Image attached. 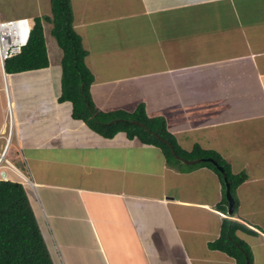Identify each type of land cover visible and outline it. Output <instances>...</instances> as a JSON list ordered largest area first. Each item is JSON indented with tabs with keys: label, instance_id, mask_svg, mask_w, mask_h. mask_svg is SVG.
Here are the masks:
<instances>
[{
	"label": "crops",
	"instance_id": "crops-1",
	"mask_svg": "<svg viewBox=\"0 0 264 264\" xmlns=\"http://www.w3.org/2000/svg\"><path fill=\"white\" fill-rule=\"evenodd\" d=\"M70 2L85 63L93 28L125 36L120 51L104 48L111 53L101 73L111 77L91 71L95 104L133 110L143 102L182 148L215 150L246 178L228 213L211 168L178 171L158 147L124 132L102 138L72 118L71 103L56 99L62 51L45 36L48 66L4 73L0 65V133L9 101L14 131L5 156L15 170L4 167L5 179L23 185L52 263L236 264L207 245L228 218L243 226L235 234L254 264H264V0ZM27 4L31 10L8 18L50 14L48 6L37 13L39 0ZM43 27L50 34V23Z\"/></svg>",
	"mask_w": 264,
	"mask_h": 264
},
{
	"label": "trees",
	"instance_id": "trees-1",
	"mask_svg": "<svg viewBox=\"0 0 264 264\" xmlns=\"http://www.w3.org/2000/svg\"><path fill=\"white\" fill-rule=\"evenodd\" d=\"M49 2L50 14L31 18L27 42L18 54L5 59V71L15 73L48 66L43 22H50V33L62 51L60 94L56 99L71 103V117L83 121L102 138L124 132L128 139L137 138L144 144L158 147L165 163L178 171L200 166L211 168L222 184L223 196L219 207L224 208L227 198L222 172L217 167L220 166L226 175L233 208L236 209L235 190L246 178V173H233L230 164L217 151L204 149L197 143L190 150L182 148L168 130L165 118L161 115L148 116L143 102H138L133 110H102L95 104L90 93L94 75L85 63L87 50L81 36L73 28L71 2ZM208 157L214 159L217 166L201 160ZM242 228L234 220L223 219L219 235L207 243L208 247L226 253L234 258L236 264H254L249 245L235 234L237 229ZM0 264H53L25 189L20 182L13 180H0Z\"/></svg>",
	"mask_w": 264,
	"mask_h": 264
},
{
	"label": "rangeland",
	"instance_id": "rangeland-1",
	"mask_svg": "<svg viewBox=\"0 0 264 264\" xmlns=\"http://www.w3.org/2000/svg\"><path fill=\"white\" fill-rule=\"evenodd\" d=\"M25 1L26 0H0V12L3 13V16H1V17L2 18H8V17H14V16H7V15H20V14H22V12L26 8L31 10L32 8H30L27 4L30 2V0H27L26 2ZM21 4L23 6H21ZM39 5L42 6L43 10H39V11L35 10V13H36V11H38L37 13H45L44 7H47V6H48V10H49L50 4H49L48 0H39ZM36 6H37V3L34 4V7H36ZM19 7H20V9L17 10ZM14 10H17V12H15ZM93 12L101 15L102 17L104 16L102 14L103 11L100 9H95ZM93 12L90 15H94ZM27 13H32V12L27 11ZM95 29L96 28H93V30L95 32L93 35H91V36L85 35V37H86L85 41H87V43L89 44L91 51H92L91 54H89L90 57H88L86 64L91 69V71L95 74L97 71V70H95V68L98 69L99 74H98L97 79L99 80V79L107 78L111 74L110 73L109 75H106L105 73H103V74L101 73L104 70L103 66L107 65V63L106 64L103 63V62H105V60L107 61V59L105 57H106L107 53H111L110 51L105 52V49L110 48L111 46H114L117 52L120 51L118 41L121 40V37H125V36L119 35L120 36L119 38L114 37L113 35L116 34L115 33L116 30L112 29L111 26H106V28H105L106 32L104 31L101 34H99V33L103 30V28H100V30L98 28L96 30ZM45 36H47L48 39L54 38L51 35V33L49 34V32H47V30H46ZM47 45H49V44H47ZM100 51H102L103 53ZM89 60L92 61L93 63L90 64ZM52 62L55 63L54 57H52ZM109 71L112 72V70H109ZM112 73H113L112 76H119L121 74V69H119L116 72H112ZM13 76H14V78L18 79L20 77V74L16 73V74H13ZM27 76H29V75H27ZM29 81H31V79L28 77H25L23 82H29ZM9 84H11L10 80H9ZM190 149H186V150H190Z\"/></svg>",
	"mask_w": 264,
	"mask_h": 264
},
{
	"label": "built area",
	"instance_id": "built-area-1",
	"mask_svg": "<svg viewBox=\"0 0 264 264\" xmlns=\"http://www.w3.org/2000/svg\"><path fill=\"white\" fill-rule=\"evenodd\" d=\"M29 31V24L25 18H15L0 20V62L3 63L4 59L17 53L20 46L25 43ZM11 134V125L8 130L7 137L0 150V161L2 155L6 153L8 141ZM0 174L4 172L0 170Z\"/></svg>",
	"mask_w": 264,
	"mask_h": 264
},
{
	"label": "clouds",
	"instance_id": "clouds-1",
	"mask_svg": "<svg viewBox=\"0 0 264 264\" xmlns=\"http://www.w3.org/2000/svg\"><path fill=\"white\" fill-rule=\"evenodd\" d=\"M21 18H25V19H27V21H28V24H29V31H28V35H27V38H26V39H28L29 32H30V26H31V17H21ZM7 19H15V18H7ZM7 19H0V20H7ZM44 22H47V21H44ZM44 22H43V26H44ZM49 23H50V22H49ZM50 25H51V23H50ZM43 28H44V27H43ZM50 28H51V26H50ZM26 39H25V43L27 42ZM25 43L22 44V45L20 46L19 51H18L17 53L13 54V55L18 54V53L20 52V50H21V47L24 46ZM13 55H11V56H13ZM61 55H62V54H61ZM9 57H10V56H9ZM7 58H8V57H7ZM5 59H6V58H5ZM5 59H4V61H5ZM4 61H3V63L0 62V65H1V67H2V69H3V72L5 73L6 71H5V69H4ZM48 61H49V60H48ZM7 73H8V72H7ZM6 106H7V108H8V109H7V111H8V115H7V117H6L7 123H6V126H5V130H4L3 132L0 133V140H2V142L0 143V150H1V148L3 147V144H4L5 139H6V137H7V134H8V130H9L10 125H11V134H10V138H9V141H8V145H7L6 153H5L4 155H2V159H1V161H0V170H2V171L4 172V175H1V174H0V180H9V179H5L7 174H6V171L3 169L4 167H9V168H11L12 170H15V168L11 166L10 162L8 161L7 157L5 156V155H7V153H8V149H9V146H10V141H11V138H12V136H13V131H14V124H13L12 115H11V111H10V104H9V101H7Z\"/></svg>",
	"mask_w": 264,
	"mask_h": 264
},
{
	"label": "water",
	"instance_id": "water-1",
	"mask_svg": "<svg viewBox=\"0 0 264 264\" xmlns=\"http://www.w3.org/2000/svg\"><path fill=\"white\" fill-rule=\"evenodd\" d=\"M201 160H203V161H208V162H210V163H212L214 166H217V164H216V162L214 161V159H212V158H210V157H208V158H202ZM219 169H220V171L222 172V176H223V179H224V182H225V194H226V198H227V200H228V202H229V204H228V213H231L232 212V207H233V198H232V196H231V194H230V192H229V184H228V182L226 181V175H225V173L222 171V168L220 167V166H217Z\"/></svg>",
	"mask_w": 264,
	"mask_h": 264
},
{
	"label": "bare ground",
	"instance_id": "bare-ground-1",
	"mask_svg": "<svg viewBox=\"0 0 264 264\" xmlns=\"http://www.w3.org/2000/svg\"><path fill=\"white\" fill-rule=\"evenodd\" d=\"M12 114H13V113H12ZM60 115H61V114H60ZM65 129H66V128H65ZM10 150H11V149H10ZM10 150H9V151H10ZM12 150H13V149H12ZM7 155H8V154H7Z\"/></svg>",
	"mask_w": 264,
	"mask_h": 264
}]
</instances>
